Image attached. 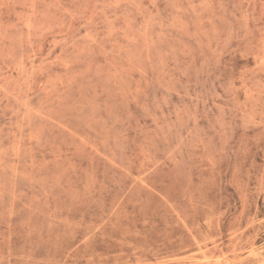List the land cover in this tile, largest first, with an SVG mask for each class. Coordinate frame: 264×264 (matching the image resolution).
Listing matches in <instances>:
<instances>
[{"label": "rangeland", "instance_id": "374dc122", "mask_svg": "<svg viewBox=\"0 0 264 264\" xmlns=\"http://www.w3.org/2000/svg\"><path fill=\"white\" fill-rule=\"evenodd\" d=\"M0 264H264V0H0Z\"/></svg>", "mask_w": 264, "mask_h": 264}]
</instances>
